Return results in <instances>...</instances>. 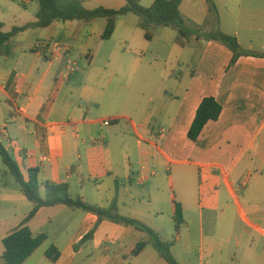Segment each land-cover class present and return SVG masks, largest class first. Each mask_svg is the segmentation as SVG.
I'll use <instances>...</instances> for the list:
<instances>
[{"label": "crops", "instance_id": "crops-1", "mask_svg": "<svg viewBox=\"0 0 264 264\" xmlns=\"http://www.w3.org/2000/svg\"><path fill=\"white\" fill-rule=\"evenodd\" d=\"M18 1L23 3L25 13H21L14 0H0V22L6 32L36 22L39 7L34 8L30 0ZM82 1L90 10L99 6L120 9L125 5V0ZM188 1L191 0L183 2L181 13ZM154 2L152 0L151 4ZM205 2L207 4V0ZM224 8L228 10L227 6ZM204 14L199 28L207 33L213 30L212 22L206 23L209 8ZM29 16L30 20L18 23ZM263 20L264 3L240 0L228 19L215 22L224 33L237 36L243 49L261 56H245L232 65L233 55L223 43L193 37L184 46L176 43L180 53L188 56L186 62L180 64L179 75L171 71L164 73L167 71L160 65L146 67L142 60L127 64L109 59L105 63L101 61L104 64L100 65L96 60L97 47L93 53L89 49L92 33L87 31L79 34L90 35L82 49L87 61L73 59L71 51L76 48L69 42H62L63 36L59 34L60 28L68 31L66 23L59 25L55 21L48 28L23 32L0 53V143L26 177L27 169L40 170L43 197L46 195L45 182L66 183L71 197H80L102 209H109L116 201L120 215L159 233L162 227L158 222L165 216L175 226V202L183 206V226L189 227L186 220L188 200L198 194V216L203 221L206 212L220 210L218 191L212 193L208 202L201 197L206 189L211 191L215 185L205 186L209 168L221 170L223 181L232 193L229 174L219 164L210 163V153L218 147L230 149L233 145L240 147L243 153L264 149ZM74 22L81 24V21ZM117 32L118 28L113 38ZM142 33L145 35L143 30ZM32 35L37 43L26 44V38ZM154 39L155 36L145 45H150ZM101 41L102 33L96 42L98 46ZM131 42L135 40L130 39ZM129 52L137 51L129 48ZM137 77H142L145 83H137ZM105 79L116 88L108 94L101 89ZM128 84L143 88V97L137 98L134 92L127 100L126 93L121 90L126 91ZM206 97L217 99L223 113L216 122L205 127L197 142H193L188 139L189 130ZM106 120L110 121L108 126L103 124ZM174 167L185 183L181 187L184 200L171 194L176 182ZM203 171H206L204 176ZM193 173L199 176L196 188L195 182L187 176ZM263 176L264 164L254 178L250 175V180H255L254 192L258 199V195L264 197ZM220 179L219 175L213 177L218 182ZM8 186H0L2 248L3 239L20 227L33 209L29 200ZM233 198L239 205V198ZM16 206L24 212L17 214ZM127 211L133 215H124L129 214ZM9 212L11 217L5 218L3 214ZM251 213L264 222V208ZM98 220L95 214L64 205L42 208L29 223V229L34 236L45 234L47 240L24 264H168L145 232L108 220L98 226L91 240L80 245L96 228ZM250 228L254 234L249 249L244 253L239 243V254H234L229 263L264 264V248H259L260 241L264 240V227L250 224ZM226 231L231 237L233 224H227ZM180 241H174L173 253ZM142 242L147 243L146 249L132 256ZM50 247L59 251L56 262L45 256ZM3 250L0 264H3ZM174 255L179 262L178 255ZM219 255L221 264H226L230 252L220 246Z\"/></svg>", "mask_w": 264, "mask_h": 264}, {"label": "rangeland", "instance_id": "rangeland-1", "mask_svg": "<svg viewBox=\"0 0 264 264\" xmlns=\"http://www.w3.org/2000/svg\"><path fill=\"white\" fill-rule=\"evenodd\" d=\"M21 9V13H25V8L22 2L14 0ZM152 0H144L141 4L144 7H150ZM264 3V0H259ZM216 5V17L219 21L223 19H228V16L231 14V10L234 9V5H238L240 0H217ZM151 4V5H150ZM233 4V5H232ZM34 8H37L38 5L33 4ZM95 4H92V6ZM91 6V4H88ZM227 6L226 10L224 7ZM39 7V6H38ZM114 9V8H112ZM208 9V4L205 0H191L186 2L182 7V15L184 17L185 26L188 29H196L197 26L202 27V20H204V12ZM237 9V7H236ZM30 13L31 9L28 10ZM24 15V14H23ZM31 16L27 19L22 18L18 23H24L25 20H30ZM215 16L211 17L213 30L219 27V25L214 22ZM264 21V20H263ZM104 19H98L87 25V23L74 22L75 24H70L66 22V27L68 31L59 30V34H62V42H69L76 49L72 50V58L79 59L80 61H87V56L82 54V49L84 48L85 41L90 37L88 34L80 36V32H91L92 40H90V50H99L98 55L96 56L97 63L103 65L107 60L111 59L114 61L125 62H135L142 60L146 63V67L151 66V68L156 67L157 65L163 66L164 73H174V75H179L181 73L180 64L186 62L188 56L186 54H181L176 43H177V32L171 28L165 29L163 27L157 28V33L152 32V37L155 36L154 42H151L150 45L147 44V39L142 33V29L139 27L140 17L134 14H128L122 17H119L117 20L118 32L116 37L110 41H101V45H97V40L100 37V34H103L104 31ZM59 25H63V22H59ZM196 26H194V25ZM81 25V26H78ZM82 37V38H80ZM80 38V39H78ZM130 39L135 40V42L129 43ZM25 43L28 45H35L36 37L33 35L30 38H26ZM13 46H10L12 50ZM81 48V51H80ZM129 48L133 49L134 54L129 52ZM95 53V51H94ZM104 63H102V62ZM157 63V64H156ZM159 63V64H158ZM149 68L151 71L152 69ZM120 77L116 79L117 82L120 81ZM140 78V80H139ZM137 83H145L142 77H137ZM105 83L104 86H101V89L107 94L111 93L115 86L111 85L108 79L103 80ZM124 83L122 84V86ZM135 88V89H134ZM116 89V88H115ZM134 89V91H133ZM143 88L132 86L128 84V89L121 90L123 93H126L127 100L134 95L136 92V97L141 98L144 95L142 92ZM128 110V108H127ZM240 150V147L233 145L230 147H218L216 151L210 153V163L219 164L223 170L229 174V183H232V193L227 188L226 183L223 181L222 172L219 168L213 167L208 169V178L205 181V186L208 184L213 185L211 191L206 189L201 197L204 198L206 202L209 201V198L212 196V193L218 191V197L220 201V210L218 212L205 213L204 220L200 221L198 216V194L195 195V198H190L188 200L187 209H186V220L189 222V227L182 226L179 232V238L181 240L177 249L174 251L178 255L179 262L178 264H221V261L218 260L220 257L219 249L220 246L227 249L230 252V256L226 259V264L234 259L235 255L238 253L237 247L243 249L245 253L249 249L251 244V237L254 234L253 230L250 228V224H259L264 227V222L256 219L251 213L252 210L264 208V197H256L254 192L255 180H250V175L254 178L255 172H259L264 164V149L263 150H251L249 152L243 153ZM0 154V186H5L8 184L12 191L21 193L19 184L15 181V178L10 174L9 169L3 162V159ZM260 167V168H259ZM189 168V167H187ZM174 176L176 177V182L174 188H172L171 194L173 197L176 195L178 199H183V190L182 186L185 185L177 176V169L174 167ZM206 171H203V176L206 174ZM249 174V175H248ZM214 175H219L220 181L213 180ZM188 178L191 177V180L195 182L194 187L196 188L199 184V176L193 174L187 175ZM184 177V176H183ZM264 182V176L262 177ZM242 182V184L240 183ZM220 183L218 185V183ZM245 184V187L243 185ZM218 185V186H217ZM208 186L206 188H208ZM197 191V190H196ZM76 192V191H75ZM197 193V192H196ZM72 194L75 196L74 192ZM22 195V193H21ZM239 198V205L233 198L234 196ZM23 196V195H22ZM24 198V197H23ZM177 201V200H176ZM204 201V200H202ZM250 203H256V206H250ZM16 213L22 214L24 210L16 206ZM241 211V212H240ZM124 215H133L131 212ZM216 214L218 216H216ZM5 218L11 217V213H4ZM123 216V215H121ZM1 217V215H0ZM124 217V216H123ZM130 217V216H129ZM128 218V217H124ZM130 219V218H128ZM136 221V220H135ZM233 224L234 232L231 234V237L227 234L226 227L227 224ZM158 224L162 227V232L156 233L160 240H165L166 242L177 241L176 237V228L173 224V221L160 220ZM203 226V228H202ZM202 229V230H201ZM217 229V231H216ZM150 238V237H149ZM182 238V239H180ZM215 240V241H214ZM164 241V242H165ZM175 243V242H174ZM259 248H264V240H261L259 243ZM2 245L0 244V253L2 250ZM171 250L173 257L175 256ZM235 254V255H234ZM239 254V253H238ZM204 259V260H203ZM203 260V261H202ZM224 263V262H222Z\"/></svg>", "mask_w": 264, "mask_h": 264}, {"label": "trees", "instance_id": "trees-1", "mask_svg": "<svg viewBox=\"0 0 264 264\" xmlns=\"http://www.w3.org/2000/svg\"><path fill=\"white\" fill-rule=\"evenodd\" d=\"M142 1L143 0H125V5L120 9H109L105 8V6H99L90 10L85 7L82 0H30V2L39 6L36 22L28 23L22 27H16L11 32L4 31V24L0 22V53L1 49L7 48L9 42L19 34L30 29L48 28L55 21L63 23L74 21L92 23L98 19H105L106 25L102 34V39L104 41H110L116 32L118 18L128 14H134L140 17L139 27L145 32V38L147 40L152 39V32L155 28L169 27L176 30L178 35L177 44L179 46H184V44L193 37L199 40L204 38L208 41L223 43V46L233 55L232 65L245 56H261L243 49L237 36L226 34L219 27L207 33L201 32L199 26H197V30L188 29L185 26L184 17L181 13V6L185 0H155L150 7L142 6ZM207 4L210 16L209 19L206 20V23L210 24L212 22L210 21L212 16H215L214 22L217 20L216 5L213 0H207ZM222 113L223 107L217 99L214 97L204 98L197 114H195L189 130L188 139L197 142L202 136L205 127L210 122H216ZM0 154L10 174L19 184L22 195L33 205L32 211L23 220L22 225L3 239L2 244L4 250L1 256L3 264H24L26 260L45 243L47 236L45 234L34 236L29 229V223L36 217L42 208L56 207L59 205H64L71 209L81 210L98 216L99 220L96 228L84 237L80 245L91 240L98 226H100L103 221L108 220L116 224H122V226H132L145 232L146 235L150 237L152 245L160 252L161 257H163L168 264H178L171 254L174 242H163L154 230L146 227V225L121 216L118 213L116 201L109 209H102L85 202L80 197H71L68 184L64 183L57 185L51 182H45L43 184L46 191V195L43 197L40 193V170L38 168H29L27 169L26 177L22 173L18 163L1 143ZM182 209L183 206L175 202L173 219L175 221L176 240L179 238V232L185 223ZM146 247V242L140 243L131 255L137 256L141 254ZM45 256L51 259L52 262H56L60 254L57 248L50 247L48 251L45 252Z\"/></svg>", "mask_w": 264, "mask_h": 264}, {"label": "built area", "instance_id": "built-area-1", "mask_svg": "<svg viewBox=\"0 0 264 264\" xmlns=\"http://www.w3.org/2000/svg\"><path fill=\"white\" fill-rule=\"evenodd\" d=\"M104 125L108 126L110 124V121L106 120L103 122Z\"/></svg>", "mask_w": 264, "mask_h": 264}]
</instances>
